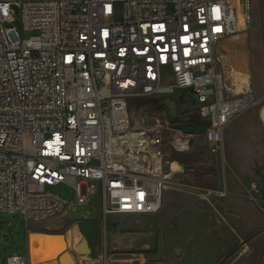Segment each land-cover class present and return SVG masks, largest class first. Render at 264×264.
Here are the masks:
<instances>
[{
    "label": "built area",
    "instance_id": "2783aa9c",
    "mask_svg": "<svg viewBox=\"0 0 264 264\" xmlns=\"http://www.w3.org/2000/svg\"><path fill=\"white\" fill-rule=\"evenodd\" d=\"M250 11L251 0H0V214L41 223L95 204L105 225L158 214L171 152L200 135L167 108L135 118L131 103L174 98L179 117L209 121L203 136L222 155L226 126L254 100L236 94L222 43L248 30ZM62 183L73 200L48 190ZM96 264L117 263L103 251Z\"/></svg>",
    "mask_w": 264,
    "mask_h": 264
},
{
    "label": "rangeland",
    "instance_id": "374dc122",
    "mask_svg": "<svg viewBox=\"0 0 264 264\" xmlns=\"http://www.w3.org/2000/svg\"><path fill=\"white\" fill-rule=\"evenodd\" d=\"M14 14V25L20 26L16 7ZM250 14L252 24L236 36L245 39L246 34V49L251 45L249 85L246 90L235 86L236 94L244 91L253 96L248 110L264 104V0H251ZM233 65L229 81L235 83L239 75L237 64ZM164 76L171 79L168 68ZM194 108L191 100L182 105L183 110ZM130 109L135 118L157 112L139 101ZM254 110L238 114L226 126L222 155L211 151L203 135L195 138L190 151L181 153L183 160L173 159L176 151L171 152V160L182 166L167 179L163 207L156 215H110L105 225L95 204L79 207L67 218L41 223L0 214V264L10 254L28 255L31 233L62 234L47 240L40 253L33 252L35 262L55 257L65 245L76 264H83L84 258L96 264L103 251L117 264H135L140 255L145 264H264V141L255 144L264 138V129ZM202 189L213 191L208 200L201 198ZM48 190L70 200L75 196L67 183ZM75 233L86 237L94 252L89 254L84 247L75 252Z\"/></svg>",
    "mask_w": 264,
    "mask_h": 264
},
{
    "label": "crops",
    "instance_id": "0c3cea01",
    "mask_svg": "<svg viewBox=\"0 0 264 264\" xmlns=\"http://www.w3.org/2000/svg\"><path fill=\"white\" fill-rule=\"evenodd\" d=\"M236 36L230 37V38L226 39L225 41H223L222 48L224 50V53L226 54V60L228 62L229 67H230V64H232V65L235 63L237 64V67L235 69L236 71L234 69H233V71L238 73L239 78L238 79L236 78V80L233 81V82H235V83H232L233 87L235 88V86L237 87L240 85L241 89L243 88L246 90L247 85H249L248 76L250 74V71L252 70V67L249 65V61L251 62V45L248 44L249 49L248 48L246 49V42H247V39H246L247 35L246 34H245V36H246L245 39L242 38V36H241V39L237 38ZM240 42H241V52L238 51V43H240ZM245 50H247V51H245ZM233 68H235L234 65H233ZM230 72H232L231 69H230ZM235 90H236V88H235ZM240 93H241V91H240ZM262 107H264V104L262 106H260L258 104L256 107H252L251 109L255 108V110H254L255 111L254 112L255 117H256L257 121H259V123L262 125V128L264 129V123H263L261 116H260V111H261ZM251 109H249V110L245 109L243 112L248 113ZM262 141H264V138L255 142V144H257L258 142H262ZM82 239H81V237H79V235H77V233H75V238L73 241L74 246L76 243L79 244L82 241ZM89 245H90V248L92 249V252H94V249L90 243H89ZM71 255L75 260V257L73 256L72 253H71ZM27 257L29 260V264H41L40 262H35L31 259V251H29ZM53 258H55V257H53ZM49 259H51V258H49ZM53 263L54 264H61L60 255H58V257H56V259Z\"/></svg>",
    "mask_w": 264,
    "mask_h": 264
},
{
    "label": "water",
    "instance_id": "95a60500",
    "mask_svg": "<svg viewBox=\"0 0 264 264\" xmlns=\"http://www.w3.org/2000/svg\"><path fill=\"white\" fill-rule=\"evenodd\" d=\"M166 105H167V115L169 119L174 122L178 123L180 121V124H177L176 126L183 130L185 133L189 134H196V135H203L205 133L206 128L210 125L209 121L207 120H201L198 113H190L187 115H184L182 117H179V111H178V105L174 98H167L165 99ZM85 238L82 239V241L74 247V251L77 252L80 248V246L85 243ZM89 254H91V249L88 250ZM81 255V254H80ZM64 257L70 258L68 260H64ZM60 260L61 264H76L77 262L74 261L73 257L70 253L67 251H64L60 254Z\"/></svg>",
    "mask_w": 264,
    "mask_h": 264
},
{
    "label": "bare ground",
    "instance_id": "6f19581e",
    "mask_svg": "<svg viewBox=\"0 0 264 264\" xmlns=\"http://www.w3.org/2000/svg\"><path fill=\"white\" fill-rule=\"evenodd\" d=\"M251 102H252V100H249V104H251ZM260 116H261V119H262V121L264 123V107H262V109L260 111ZM179 169H181L180 164L178 162H174L173 165H172V170L169 171L168 174H167V178H169L173 172L179 171ZM135 217H138V216H135ZM61 235H55V234H42V235H40V233H34V234L31 233L30 236H29V251H31V259L33 261H35L34 260V256H33V252L40 253L45 248L47 240H50V239H52L54 237H61ZM85 240H86L85 243H83L80 246V248L84 247L85 251L89 252L88 250L91 249L90 245H89V241H88V239L86 237H85ZM68 244H69V242H68ZM75 246H77V245H75ZM65 248H66V246L62 245L61 251H59L56 254L55 258H51V259L43 258V259L39 260L38 262H40L41 264H53V262L55 261L56 257H58V255H60L62 252L67 251L68 253H70V251L66 250ZM91 252H92V249H91ZM69 259L70 258L64 257V260L70 261ZM74 261L77 262L76 257H75ZM82 261H83V264H90L89 258H84Z\"/></svg>",
    "mask_w": 264,
    "mask_h": 264
},
{
    "label": "trees",
    "instance_id": "16d2710c",
    "mask_svg": "<svg viewBox=\"0 0 264 264\" xmlns=\"http://www.w3.org/2000/svg\"><path fill=\"white\" fill-rule=\"evenodd\" d=\"M144 108L151 109L154 111L164 110L167 108L165 99L163 98H144L139 101ZM173 159L183 160V156L179 152L173 153Z\"/></svg>",
    "mask_w": 264,
    "mask_h": 264
}]
</instances>
